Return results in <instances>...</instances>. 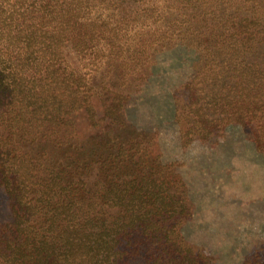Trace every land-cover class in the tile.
I'll use <instances>...</instances> for the list:
<instances>
[{
    "label": "trees",
    "instance_id": "1",
    "mask_svg": "<svg viewBox=\"0 0 264 264\" xmlns=\"http://www.w3.org/2000/svg\"><path fill=\"white\" fill-rule=\"evenodd\" d=\"M102 1L0 0V188L11 212L0 227V264H42L50 246L62 264H205L181 233L192 216L181 179L158 155L150 159L152 140L76 136L73 115L93 121L96 112L88 65L118 46L126 51L122 30L141 10L140 0H108L113 12L104 15ZM189 6L206 55L192 81L214 89L207 95L230 109L227 117L256 125L255 112L264 115V8L254 3L249 16ZM158 9L146 16L176 20ZM98 89L103 117L122 125L126 98L111 85ZM206 98L195 93L183 114L203 120L213 109ZM258 125L263 132L262 118Z\"/></svg>",
    "mask_w": 264,
    "mask_h": 264
},
{
    "label": "rangeland",
    "instance_id": "2",
    "mask_svg": "<svg viewBox=\"0 0 264 264\" xmlns=\"http://www.w3.org/2000/svg\"><path fill=\"white\" fill-rule=\"evenodd\" d=\"M139 3L141 10L122 30L119 45L126 51L120 52L118 46L116 53L88 65L96 90V112L93 121L82 111L73 115L78 141L86 143L99 137L101 142L106 138L126 142L137 135L144 143L152 140L155 145L147 147L150 159L158 155L162 165H173L169 177L175 173L181 179V196L192 214L181 233L189 246L207 255L205 264H264V129L260 132L258 125L264 115L255 112L254 126L250 121L241 123L227 117L230 109L215 104L207 95L214 89L204 88L200 79L192 81L198 74L196 64L206 55L190 29L196 18L187 15L193 3L199 9H239L240 14L245 11L256 16L251 11L255 10L254 3L264 8V0ZM152 7L172 12L176 20L157 12L146 16V9ZM99 9L110 15L111 1H102ZM100 83L111 85L126 98L122 125L109 126L108 117H103L107 100L97 96ZM197 92L205 93L204 104L213 108L203 120L183 114L189 98ZM10 221L8 200L0 188V227ZM54 249L47 247L49 255L42 264L61 263Z\"/></svg>",
    "mask_w": 264,
    "mask_h": 264
}]
</instances>
